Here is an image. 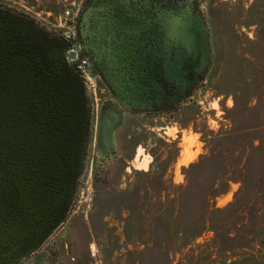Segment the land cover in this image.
Listing matches in <instances>:
<instances>
[{"label": "rangeland", "instance_id": "rangeland-1", "mask_svg": "<svg viewBox=\"0 0 264 264\" xmlns=\"http://www.w3.org/2000/svg\"><path fill=\"white\" fill-rule=\"evenodd\" d=\"M85 0H0L64 32ZM210 59L187 99L128 114L64 219L20 264H225L264 251V0H201ZM205 195L206 198H205Z\"/></svg>", "mask_w": 264, "mask_h": 264}, {"label": "flooded vegetation", "instance_id": "flooded-vegetation-1", "mask_svg": "<svg viewBox=\"0 0 264 264\" xmlns=\"http://www.w3.org/2000/svg\"><path fill=\"white\" fill-rule=\"evenodd\" d=\"M70 22L51 33L0 5V264L34 256L64 219L96 100L109 154L128 114L187 99L208 69L201 0H85Z\"/></svg>", "mask_w": 264, "mask_h": 264}, {"label": "trees", "instance_id": "trees-1", "mask_svg": "<svg viewBox=\"0 0 264 264\" xmlns=\"http://www.w3.org/2000/svg\"><path fill=\"white\" fill-rule=\"evenodd\" d=\"M207 195H205L206 198ZM238 260L225 262V264H264V251L242 252Z\"/></svg>", "mask_w": 264, "mask_h": 264}]
</instances>
